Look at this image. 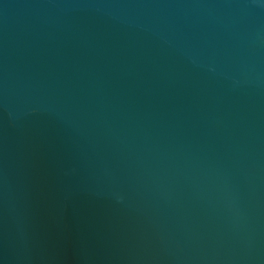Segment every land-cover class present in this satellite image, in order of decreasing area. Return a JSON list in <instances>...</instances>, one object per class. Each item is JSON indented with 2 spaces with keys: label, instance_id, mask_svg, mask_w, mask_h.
Segmentation results:
<instances>
[{
  "label": "water",
  "instance_id": "water-1",
  "mask_svg": "<svg viewBox=\"0 0 264 264\" xmlns=\"http://www.w3.org/2000/svg\"><path fill=\"white\" fill-rule=\"evenodd\" d=\"M0 264H264V0H0Z\"/></svg>",
  "mask_w": 264,
  "mask_h": 264
}]
</instances>
